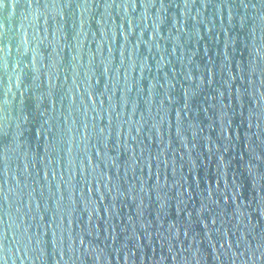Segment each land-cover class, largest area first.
Returning <instances> with one entry per match:
<instances>
[{
  "label": "water",
  "instance_id": "obj_1",
  "mask_svg": "<svg viewBox=\"0 0 264 264\" xmlns=\"http://www.w3.org/2000/svg\"><path fill=\"white\" fill-rule=\"evenodd\" d=\"M0 264H264V0H0Z\"/></svg>",
  "mask_w": 264,
  "mask_h": 264
}]
</instances>
